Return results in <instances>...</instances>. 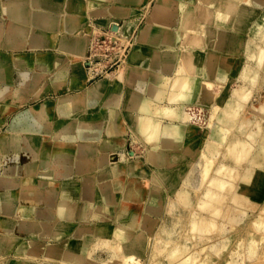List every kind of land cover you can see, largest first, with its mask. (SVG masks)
<instances>
[{
    "label": "crops",
    "instance_id": "0c3cea01",
    "mask_svg": "<svg viewBox=\"0 0 264 264\" xmlns=\"http://www.w3.org/2000/svg\"><path fill=\"white\" fill-rule=\"evenodd\" d=\"M164 1L0 0V238L2 252L8 257H14L17 248L26 243L39 257L45 256L50 245H58L61 257L57 259L66 260L73 241L84 239L88 242L84 254H94L97 262L106 261L110 253L98 246L100 239L115 241L118 230L128 236L148 234L165 216L166 199L174 192L165 179L161 194L156 195L158 212L152 213L147 206L150 183L141 200H127L123 191L116 189V182L126 188L139 174L114 173L116 166L111 163L131 155L128 140L130 128L136 129L135 119H148L164 133L166 126L180 125L184 106L198 104L200 93L196 91L188 100L182 97V76L187 79L191 75L182 70L179 60L184 12L195 13L198 4L184 0L188 6H182L178 0L167 6ZM91 3L97 6L93 8ZM205 5L210 8V4ZM252 6L261 12L264 0H254ZM129 17H133L137 32L144 28L148 33L143 38L146 48L137 59L139 64L133 65L123 82H106L102 91H96L101 80H90L85 73L91 24L101 19L123 24ZM220 30L237 39L220 52L229 58H243L247 31ZM225 60L220 78L214 80L207 69L202 73V79L216 84L215 92L237 71ZM236 85L235 81L229 84L230 88ZM202 86L197 83L195 90ZM66 103L69 106L63 112L60 105ZM113 114L119 130L114 132L117 135L108 136ZM119 133L127 134L123 138ZM12 138L18 140L17 151L5 146ZM200 140L192 135L183 145L176 142L173 147L152 149L160 162L152 163V167L140 161V168L149 179L150 167L170 178L186 172L198 157ZM109 143L119 148L113 151ZM186 149L194 156H185ZM5 203L12 207L9 215L4 212ZM22 206L35 208L33 216L21 218L18 213ZM3 219H9L12 230L2 229Z\"/></svg>",
    "mask_w": 264,
    "mask_h": 264
},
{
    "label": "bare ground",
    "instance_id": "6f19581e",
    "mask_svg": "<svg viewBox=\"0 0 264 264\" xmlns=\"http://www.w3.org/2000/svg\"><path fill=\"white\" fill-rule=\"evenodd\" d=\"M253 1L252 0H196L195 2L198 4L196 6L197 11H195V13L192 11L187 12L184 15V20L181 23L182 39H181V43H179L180 45L179 46V50H180L179 60H180L182 70L186 71V73L191 75L192 78L188 76L187 79H185L186 76L184 75L182 76V78H184L183 79L184 91H182V94H183L182 97L188 100L189 97H191L195 93V91L198 94L200 93L198 104L184 106L182 109V115L180 117V124L185 125V130H186L185 135H184V132L181 133L179 126L177 127H175L174 125L166 126L164 133H160L159 129L161 128L158 127L157 124L150 122L148 119H135L133 121L136 127L134 131L138 133L139 136L143 139V142L147 144V147H148L147 154L148 155L146 157H147L148 163H150L152 167H153V164H157L158 162H160L159 155L157 153H152L151 152L153 151L152 149L155 150V148L157 147H165V148L173 147L176 144V142L182 143L183 140L186 139V137H191L192 135L193 136L195 135L196 137H198L199 134H203V137H205V142L203 143L201 141L203 144H205L203 154L200 156V158L203 160L202 163L198 162L199 158L194 163L190 162L192 163V166L189 165V168H190L188 170L189 172H187V174H185L182 177L179 176L178 183H177V182H174L167 175L166 177H164L162 172H159L158 170H155L152 167L150 168L152 169L153 174L149 179V177H147L146 172H143L142 168H140L141 167L140 162L137 161V159L129 162L126 160L125 157H123L122 160H119L115 163L112 162L110 159L111 163H113L116 166L114 173L119 174V173H124L125 171V173H128L130 176L139 174L138 177L131 178V181L126 186V188H123L122 183L120 181L116 182L117 183L116 189L118 191H123L127 200H133V201L141 200V198L144 197V193L147 190L146 183L147 181L150 182L152 186V190H151L150 200L147 203V206H148L149 211L152 213L158 212L157 205H156V195L161 194L160 191L163 187V179H165L166 183L171 185L174 189V192H173L174 198H171L173 199V202L169 204L170 206L167 205L169 212L171 213L170 216L172 215L176 216V213H178L180 210L182 211L184 210L183 212H185V210L186 211L191 210L195 204V201H197L196 198L194 202L192 201V195L199 192L202 187H205V192L201 193L202 196L204 197L203 198L204 201L203 200H201V202L199 201L200 204L196 202V206L198 207L197 210H200L203 216L196 223L191 224V226L193 225L192 226L193 232H194L193 238L197 239L196 244L197 243L203 244V242L207 243L210 240L214 241L226 229V228L225 229L223 228L224 230L221 231L222 227H224L221 225H223V223L224 225L225 223L229 224L231 218H235V217L237 218L239 214H242V217L238 220L239 224L245 223V221L250 216L249 215L250 211L249 209L245 208V206L242 203L244 201L248 202L249 201L248 197L251 194L252 196H255L257 193L251 192V190H256V188L260 186L262 182H264V171H263L264 169V108H258V106L253 105L252 106L253 114L256 116V118L254 121L250 120L249 122L251 123H249L248 126L244 125V123L247 122L246 117L244 118V115H246L245 113L247 112V107L250 106L249 102L251 100L252 95L257 94V91L264 87V13L260 15L259 18L255 17L256 20L253 19L251 26H248L249 24L248 20L252 19L256 14L259 15L258 14L259 12L255 14L256 10H254L252 6ZM164 3H166L167 6L172 5L170 4L171 2H169V0H165ZM205 3L210 4L209 6L210 8H208L205 5ZM90 5L93 8L97 6L93 3H91ZM157 8H161V7L158 6ZM105 20L103 21L98 20L100 21L98 23L102 24L103 22V25H105L106 23L108 24L109 21L107 20L105 23L104 22ZM41 21L42 20L38 18L39 24L42 23ZM112 21L111 22L114 23L115 20H112ZM116 23L118 24L117 21ZM124 25L127 26V24H124ZM126 26L123 28L126 29ZM223 28H232L235 31H240V30L247 31L248 37L245 42L246 44L245 48H246V53L248 51V56L247 58H245L246 61L241 66V68H240V63L236 62L235 58H230L229 60H227L229 62L231 61L232 65H234V68L237 69L234 77L232 78L230 77V80L237 77V80L241 83V85L239 88L234 89L230 92V96H229L230 102H227L226 100H224V101H221L220 103H217L215 102L217 95L213 91V85L215 83L208 82L205 79H202L204 76V74L202 73H205L207 69L209 71L210 76H213L214 80H216L220 78V76L222 75V71L225 72V64H227L226 60L221 61L220 66L217 67L216 66L217 63H214L212 59L218 58L222 54L220 52V49H223V48L226 49L227 47L235 44L237 39L234 36L226 32H222L220 29H223ZM120 31H122V34L127 32V31L124 32L125 30H120ZM147 34L148 33L143 28L139 32V35H138L139 38H137V43L144 44L143 38L144 37L146 38ZM205 46H206V49H205ZM198 47L204 48L203 51L206 57L205 56L203 57L201 54H199L196 51ZM168 49L173 51V47L171 46H168ZM140 55H141V52H139L138 50L132 51L129 57L132 65L139 64L137 62V59L139 58ZM222 55H225V54H222ZM88 70L89 69H87V71ZM87 71H85L86 77L90 78L91 77L90 71L88 72ZM118 72L119 71H117L115 74H117ZM115 74H113L112 76H114ZM121 78H119L117 82H121ZM106 82H109V84L111 83L110 77H108V79L106 80H102L101 82H99L95 86V90L102 91L103 85ZM199 82L203 84L202 86L203 89L195 90V87L197 88V83ZM115 86L117 87V84H115ZM223 87H225V84H223ZM203 104H205L206 106ZM67 106H69L68 103H66L65 105L61 104L60 105L61 111L63 112L66 111V109H68ZM116 118L117 116H115V114L111 116V123L109 125L108 132H107L108 136L117 135V133H114L116 132V130H118L117 129L118 123L115 120ZM113 121L114 123L115 122L116 123L114 124ZM240 124H242V126ZM247 128H253V130H248ZM195 131L197 133H195ZM119 135L121 136L122 134L119 133ZM202 143L200 144L202 145ZM109 145H111L112 147L111 149L113 151H116L118 148V147L113 146V144L109 143ZM5 146L6 148L10 150L17 151V148L19 147L18 140L16 139L13 140L12 138L10 141H7L5 143ZM222 148H224V152H225V156H224L225 161L223 162L225 164L222 166L221 164L218 163L220 167L217 165L216 168L219 167V169L213 172V175L215 172H217L215 173L216 176L214 175L215 177L211 178L209 176V173L211 172L210 170L213 169L215 163L217 162L218 155ZM184 152L185 154L189 153V150L186 149ZM174 160L175 158L173 157L172 162ZM105 161H108V159H106ZM201 164L203 167L201 166ZM201 168H203V171H204V168L207 171V176L205 175V177L203 174L200 173L201 177L203 176L202 177L203 179L199 177L200 176L199 171ZM55 203H56V200H55ZM3 209L6 215L11 214V211H13L12 207L10 206L8 207L6 203L3 205ZM34 209L35 208H31L30 206H22L18 215L21 218H26V219L30 218L34 214ZM62 214L68 215L65 213H62ZM260 220L261 221L263 220L262 215L257 216V218L254 220L255 223L254 221L253 222L251 221V222L252 224H256ZM1 227L5 231H9V230H12L13 224L10 223L9 219H3L1 220ZM226 230H231V229L228 228ZM121 231L122 230H118L115 233V241H108L103 238V239H100V242H99L100 244L97 243L98 246L106 247L110 253V258L108 260L105 259L106 261H102V262L94 261L92 257L94 254L93 255L91 253H88V255L84 254V252H86L85 250L88 245V242L84 239L73 241V245L71 246L72 250L69 253L70 254L69 257L66 258V260H63V259H57V257L58 258L61 257V250L59 249L58 245H50L49 249L46 251L45 256L39 257L35 252L36 250L33 249V246L29 247V245H27L26 243L25 244L23 243L17 248L18 250L15 253L14 257H8L6 252H2L3 244L1 241L3 240V238L2 239L0 238V264L1 263L2 264H119L123 258L124 259L127 258L126 256H128V254L131 253V254L136 255L139 252L144 251L150 240L149 233L148 234L141 233V234H136L133 236L131 235L128 236L126 231H122V232ZM225 232L226 231H224V233ZM175 234L176 233L173 234V233H170V231L163 229V227L157 230V236H158L157 241L158 242L156 241L157 244L155 245V249L153 250V256H156L159 253H161L163 249L166 247V245H169L170 242L174 241ZM229 241H231L230 237H229ZM224 243L225 242H223L222 244V241L220 240L216 242V244L218 245L214 244L210 247V245L208 244L209 247L207 246V248L209 250V253L219 254L222 249L221 247H223L224 249L227 247L226 245H224ZM200 247L201 245L198 248ZM183 249L184 248L179 245L172 247V248L170 247L167 254L165 253L164 264L165 263L167 264L168 263L200 264L202 263V261L205 260L203 259L202 261L197 262L195 259L197 258V253L193 251L190 252L186 257L182 256L183 254H186L189 251V250L184 251ZM201 249H206V248H201ZM202 251L204 252V250ZM199 252L201 255V251ZM255 253L256 252L253 250L251 252L252 255L248 254V256L250 255V257L251 256L254 257ZM248 256L246 255V257H242L240 259H238L240 255L238 258L234 257L232 258V261L230 262V264H248L245 260L247 259ZM181 257H184V258L178 261V259H180ZM158 260L155 259V261H153V264H161Z\"/></svg>",
    "mask_w": 264,
    "mask_h": 264
},
{
    "label": "rangeland",
    "instance_id": "374dc122",
    "mask_svg": "<svg viewBox=\"0 0 264 264\" xmlns=\"http://www.w3.org/2000/svg\"><path fill=\"white\" fill-rule=\"evenodd\" d=\"M177 1L178 0H169V2H171L170 4L176 3ZM180 1H181V5L182 6H188V4L184 0H180ZM192 1L195 3L196 0H192ZM188 12H191V11H188ZM186 13L187 12H184V15ZM256 13H258V12L255 11V14ZM263 13H264V10L259 12L258 13L259 15L256 14L254 17H258L259 18L260 15H262ZM133 17H129L127 20L124 21V23L122 25L117 20H115L114 23H112L113 22L112 20L101 19V21L105 20L104 21L105 23H106L107 20L109 21V23H108L109 25L106 23L107 26H106V24L103 25V22H102V24H99L98 22H100V21L94 20L92 22V24H91V29L92 30L90 32V41H89V45H88L89 47L88 48L90 49V47L94 43V38L97 36L96 34H99L100 32L103 31V29H105V30H109V31L111 30L113 32V35H114L113 38L114 39L120 41L122 44L126 45L127 47L129 46L131 53H132L133 50H138L139 52L143 51V49H145L146 47H144L143 44L137 43V38H139L138 37L139 32L143 28H141L137 32L138 27L135 24ZM254 17L252 19H249L248 21L249 22H253ZM135 19L137 21L138 18H135ZM116 21L118 22V24L116 23ZM140 22L141 21H139L138 23H140ZM110 24H112V25L115 24V25H114V27L111 28ZM124 24H127V26L124 25ZM128 24H129V26H128ZM104 26H106V27H104ZM122 26L123 27L126 26V29H124ZM248 26H249V24H248ZM114 28L118 29V30H112ZM121 28H123V29H121ZM120 30H125L124 32H126V31L127 32L126 33L123 32L124 34H122V31H120ZM116 31H117V33H116ZM119 33H121V34H119ZM125 34H127V35H125ZM245 46H246V44H245ZM199 48L200 47H198V49H196V51L199 54H201L203 57L204 56L206 57V55H205V53L203 51L204 48H200V49ZM130 52H129L128 56L126 57V59L123 61L122 66L118 69L119 72L117 74H115L114 76H112L113 74L109 75V76H105V77L101 78L100 80L101 81L102 80H106V79H108V77H110L111 82L112 83H116L117 80L122 77L121 81L123 82L125 75H127V73L133 67V65L131 63V60L129 58L130 55H131ZM247 56H248V51L246 53V48H244L243 58H239L240 60L236 59V62L240 63V68L245 63V61H246L245 58H247ZM224 58L227 59V60L230 59L229 55H220L218 58H213L214 59L213 61H214V63H217L216 66L219 67L220 66V62L225 60ZM86 60L87 59H85V62H86ZM86 69H88V68H86ZM90 75H91V77H90L91 79L90 80H94L92 78L91 72H90ZM101 81H99V82H101ZM228 81L229 82L227 84L225 83V87H223V84L219 86V90H220L219 92H215L216 84L213 85V91L217 95L216 99H215V102L220 103L221 101H224V100H226L227 102H230V97H229L230 96V92L232 90H234V89L239 88L240 85H241V83L237 80V77L233 78L231 80L229 78ZM232 81L233 82L235 81L236 84H237L234 88H230V86H229V84ZM227 90H228V92H227ZM249 104H250V106L247 105L248 107H247V112L245 113L246 115H244V118L246 117V120H247V122L244 123V125H247V126H248L249 123H251V122H249L250 120L254 121L255 118H256V116L253 114V107L252 106L255 105V106H258V108H264V87L262 89H259L257 91V94L252 95ZM115 120L118 121V118H116ZM113 123H114V121H113ZM240 125L242 126V124H240ZM179 127H180V130H181V133L184 132V135H185V133H186L185 132L186 131L185 130V125L184 124H180ZM250 127H252V126H250ZM117 129L119 130V127H117ZM130 129H131L132 133H131V136H129L128 149H129V151H131V155L125 156L126 160L131 162V161H134V160L137 159V161H139V162L140 161L148 162L147 161V157H146L148 155L147 154V151H148L147 144L145 142H143V139L139 136L138 133H136L134 131V129H132V128H130ZM247 129L248 130H253V128H247ZM126 134L127 133L122 134L121 137L125 138ZM198 138L201 139L200 141H202L203 143L205 142V137H203V134H199ZM184 141H185V139L183 140L182 145H183ZM202 142H199L200 150H199V154L197 155L198 156L197 159L199 158L198 159L199 163H202V161H203L200 158V156L203 154V150L205 148V144H203ZM200 143H202L203 146ZM189 153H186L185 156L186 155L194 156V153L193 154H191V153L189 154ZM224 156H225V152H224V148H222L220 153H219V155H218L217 162L215 163L213 169L210 170L211 172L209 171L210 172L209 176L211 178L216 176L215 173H217V172L214 173L215 176L213 175V172L217 171L219 169V167H220L219 164H221L222 166L225 164V163H223L225 161L224 160ZM196 160L195 161H191V162L194 163V162H196ZM190 165L192 166V163H190ZM217 165L219 167L216 168ZM201 166H202V164H201ZM215 168H216V170H215ZM189 169L190 168L188 166V169L186 170V172H181L178 175L174 174L173 177H171V179L174 182L178 183V177L179 176L182 177L185 174H187V172H189L188 171ZM201 169H200L201 172L199 171V175H200L199 177H201V174H203L204 177H205V175L207 176L206 169L204 168V171H203V168H201ZM151 171H152V169H151ZM263 171H264V169H263ZM152 174H153V171L151 173V176H152ZM149 183L150 182L147 181L146 186ZM263 184H264V182H262L260 184V186H258L256 188V190H251V192H255L257 194L255 196H252V194L250 193L251 195L248 197L249 201L248 202L244 201L242 203L245 206V208L249 209V211H250V213H249L250 216L245 221V223H242V224L240 223L239 224L238 220L242 217V214H239L237 218L236 217L235 218H231L229 224L225 223V225H224V223H223V225H221V226H224V227H222L221 231H223L225 228L226 229L229 228L231 230H226L225 229L224 231H226V232L225 233H224V231H223V233L221 232L222 234H220V236H218L214 241L210 240L211 242L210 241H208L207 243L203 242V244H201V243H197L196 244L197 239L193 238L194 237V232H193V228H192L193 225L191 226V224L196 223L203 216L202 212H200V210H197L198 207L196 206V202L200 204L201 200L204 201V199H203L204 197L202 196L201 193L205 192V187H202L199 192L195 193L196 195L195 194L192 195V201L193 202L195 201V198L197 199V201H195V204L192 207V209L191 210H187V211L185 210V212H183L184 210L183 211L180 210L178 213H176V216H173V215L170 216L171 213L169 212V209H168V206H170L169 204H171L173 202V199H171V198H174V194L172 196L167 197V199H166L167 201H166V204L164 206L165 216L160 221L158 226H156L153 231L149 232V239L150 240H149V243L147 245L148 248L146 247V249L144 251L139 252L136 255L131 254V253L128 254V256H126L127 258H125V259L123 258L120 261L119 264H153V261H155V259H157V260L159 259L158 261L161 264L162 263L164 264L165 253L167 254V252L169 251L170 247L172 248V247H175L177 245L183 247L184 251L185 250H189L188 253L185 252L186 254H183L182 256L186 257L190 252L193 251V252L197 253V258H195L197 262H200L203 259H205L200 264H230V262L232 261V258H234V257L238 258L239 255H240V257L238 258V259H240L242 257H246V255L248 256V254L252 255L251 252L253 250L256 252L254 257H252V256L250 257V255H249L247 257V259H245L246 262L248 264H264V185ZM148 186H149V189L151 191L152 190L151 184H149ZM148 186L146 187L147 190H148ZM178 214H180V215H178ZM258 215H262L263 216V220L262 221L260 220L256 224H252V222L257 218ZM226 221H228V220H226ZM237 221H238V223H237ZM254 223H255V221H254ZM233 224H235V225H233ZM161 227H163V229H166L167 231H170V233H173V234L176 233L175 236H174L175 240L170 242L169 245H166V247L164 248L165 250L163 249V251H162L164 253L161 252L158 255L153 256V250L155 249V245L157 244L156 241H157V238H158L157 230H159ZM222 235H223L224 238L222 237ZM229 237H230L231 241H229ZM221 238L223 240L224 239L225 240L223 241ZM217 240L218 241L221 240L222 244H223V242H225L224 245H226L227 247L225 249L223 247H221L223 250L221 249V252L219 254H213V253L211 254V253H209V250H208L207 246L209 247V245H210V247H211L214 244L218 245V244H216V242H218ZM200 245H201V247L198 248ZM201 248H206V249H201ZM196 250H198V251H196ZM202 250H204V252ZM199 251H201V255H200ZM198 254H199V256H198ZM198 257H200V258H198ZM182 258H184V257H181L180 259H178V261L181 260ZM158 261H157V263H158ZM165 264H167V263H165ZM168 264H173V263H168Z\"/></svg>",
    "mask_w": 264,
    "mask_h": 264
},
{
    "label": "built area",
    "instance_id": "2783aa9c",
    "mask_svg": "<svg viewBox=\"0 0 264 264\" xmlns=\"http://www.w3.org/2000/svg\"><path fill=\"white\" fill-rule=\"evenodd\" d=\"M96 35L86 60L94 80L115 74L130 52L129 46L113 38L111 30L103 29Z\"/></svg>",
    "mask_w": 264,
    "mask_h": 264
},
{
    "label": "water",
    "instance_id": "95a60500",
    "mask_svg": "<svg viewBox=\"0 0 264 264\" xmlns=\"http://www.w3.org/2000/svg\"><path fill=\"white\" fill-rule=\"evenodd\" d=\"M114 30H116V29L114 28Z\"/></svg>",
    "mask_w": 264,
    "mask_h": 264
}]
</instances>
